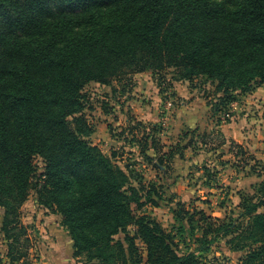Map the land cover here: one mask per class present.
Masks as SVG:
<instances>
[{
  "label": "trees",
  "instance_id": "trees-1",
  "mask_svg": "<svg viewBox=\"0 0 264 264\" xmlns=\"http://www.w3.org/2000/svg\"><path fill=\"white\" fill-rule=\"evenodd\" d=\"M53 1L0 0V263L33 264L36 246L20 217L36 192L41 207L62 216L73 256L87 264H209L220 241L240 254L238 264H264V162L252 158L261 180L240 195L238 211L214 217L178 201L168 230L143 212L163 199L160 185L135 177L133 168L115 162L116 153L94 144L85 112L86 86L121 84L144 72L161 94L168 71L175 82H217L216 111L263 86L264 0H123L117 16L80 32L89 17H55ZM142 125L130 133L156 169L168 171L195 143L188 132V145L164 150L160 128ZM234 147L237 158L248 155Z\"/></svg>",
  "mask_w": 264,
  "mask_h": 264
},
{
  "label": "rangeland",
  "instance_id": "rangeland-1",
  "mask_svg": "<svg viewBox=\"0 0 264 264\" xmlns=\"http://www.w3.org/2000/svg\"><path fill=\"white\" fill-rule=\"evenodd\" d=\"M221 2L224 1L221 0ZM122 3L123 0L120 2L92 0L79 5L75 2L54 0L50 6L55 17L66 15L74 18L89 17L87 22L77 27L80 32L98 26L103 20L117 16ZM226 4L230 5L227 2ZM95 12H102L104 15L97 19L92 18ZM164 74L166 80L163 83L162 94L157 92V83L151 72L128 77L121 84L114 82L112 85H101L93 82L85 89L89 106L85 112L96 129L92 138L94 144L108 155L116 153L118 157L115 162L122 167L129 165L135 170V177H143L147 184L154 182L160 185L158 190L163 195V199L159 200L158 206L147 205L143 212L153 216L168 230H172L176 224L173 211L178 201L185 203L190 211L194 208L202 209L209 215L222 218L226 211L229 212L231 209L238 211L236 208L240 203V195L252 193L253 186L260 182L261 179L254 175L251 167L256 166L253 157L261 161L258 166L263 167L264 162V85L257 87L249 94H239L236 102L234 101L221 111H216L215 105H220L219 97L215 93L217 82L205 78L195 79L191 83L195 89L194 97L182 99L177 97L171 88L175 82L172 78L177 74L172 71ZM139 76L142 78L138 79ZM182 100L196 101L198 109L203 106L201 102L210 107L205 116L204 129L200 128L201 132L207 134L204 137L207 146L201 147L196 144L186 152L183 161H175L176 163L169 166L168 171L165 168L156 169L139 155V146L133 141V135L130 133L131 127L138 123L151 127L152 121L147 116L148 113L154 112L158 102L157 113L160 120L157 127L160 128V132L157 136L163 144L168 146L176 137L171 133V122L175 115L174 110ZM169 102L171 105H168ZM165 117L168 121H165L164 125ZM239 120L243 121L241 133L244 137L245 150L248 152L244 159L229 155L228 150L231 144L221 132V126ZM136 134L141 137L142 130L136 131ZM224 141L227 142L226 146L223 145ZM236 150L238 149L234 148V153ZM149 153L153 154V151ZM36 164L39 170L43 166L40 159H37ZM40 207L36 192H33L22 207L20 217L24 226L28 227L32 243L36 246L35 253L30 252L32 263L87 264L85 257L73 256V245L65 247L64 257L59 259L54 256L52 250L57 240L55 238L53 241L49 230H43V221L37 217ZM261 211H264V208ZM43 212H46L45 209L41 214ZM3 216L4 209L0 208L1 220ZM116 238L123 240L124 234H119ZM224 242L220 241L214 245L212 252L208 254L209 264H237L239 254L228 251ZM187 244L190 242L181 246L183 251L186 250ZM139 245L142 246L141 243ZM1 246V249L6 250L7 246L2 241ZM5 263L6 261H3L0 264Z\"/></svg>",
  "mask_w": 264,
  "mask_h": 264
},
{
  "label": "crops",
  "instance_id": "crops-1",
  "mask_svg": "<svg viewBox=\"0 0 264 264\" xmlns=\"http://www.w3.org/2000/svg\"><path fill=\"white\" fill-rule=\"evenodd\" d=\"M141 73H138L136 75H139ZM134 75V76H136ZM138 79H141L142 76L137 77ZM156 82V81H155ZM175 93V95L179 98H187L191 99L195 95V89L191 85V82L188 81H179V82H174V85L171 87ZM158 93H160V90L158 88L157 90ZM203 106H201L200 109L197 108L196 106V101H187L185 102L184 100L181 101V104L177 106V108L174 110L175 115L173 117L172 123V135L176 136L174 139V142L169 144L168 146L165 147L164 150H168V148L173 145L175 146L180 142L181 145H188V142L190 140V137H186L188 132L194 133L193 135L195 136V143L193 145H188L187 148L185 149V156L186 152L190 149H192L196 144L202 146H207V142L204 137L207 136L205 132H201L200 128L205 125V116L208 113L210 107L205 104L204 102ZM158 110H159V105L158 102L156 103V108L153 110V113H148L150 121H152L151 126H157L158 121L160 120L158 117ZM241 125H243V121H234L233 123H229L227 125H223L222 127V134L227 139V142L230 143L231 145L229 146L228 153L229 155L235 156V153H233L232 150H234V145H240L243 146L244 149V137L241 133ZM215 126V124H213ZM201 133H203L201 135ZM201 135V136H200ZM209 135V134H208ZM226 141H224V146L227 144ZM233 145V146H232ZM234 147V148H233ZM236 149V148H235ZM153 151V150H150ZM202 151V150H201ZM200 151V152H201ZM215 152L218 150H214ZM247 151V150H246ZM150 154V153H149ZM155 152L153 151L154 155ZM181 158L179 155H177L174 160L171 162V166L178 162V161H183L185 159ZM240 158V157H239ZM176 161V162H175ZM256 176V175H255ZM259 178V177H258ZM45 209L46 212H41ZM37 217L41 219L43 222L42 224L44 225L43 230L44 231H50L51 236H53V241L54 239L57 240L55 241V245L53 247V254L57 258L59 257L62 258L65 255V247L72 246L73 241L68 233V231L61 225L62 221V216L50 213L48 209L44 207H40L39 211H37ZM60 237V239H59ZM226 246V245H225ZM227 247V246H226ZM228 249V247H227ZM228 251H230L228 249ZM232 252V251H230ZM232 253H237V252H232ZM239 254V253H237ZM240 257V254H239ZM238 257V258H239ZM6 264V263H5ZM237 264H238V259H237Z\"/></svg>",
  "mask_w": 264,
  "mask_h": 264
},
{
  "label": "built area",
  "instance_id": "built-area-1",
  "mask_svg": "<svg viewBox=\"0 0 264 264\" xmlns=\"http://www.w3.org/2000/svg\"><path fill=\"white\" fill-rule=\"evenodd\" d=\"M168 105H171V103L169 102ZM163 119H164V120H163ZM163 119H162V120H163V124L165 125V123H166L165 121H168V118L165 117V118H163ZM161 122H162V121H161Z\"/></svg>",
  "mask_w": 264,
  "mask_h": 264
}]
</instances>
